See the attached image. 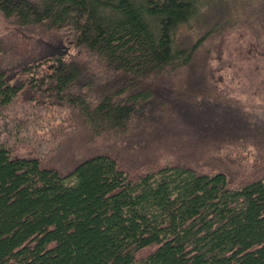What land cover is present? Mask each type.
<instances>
[{
    "label": "trees",
    "instance_id": "obj_1",
    "mask_svg": "<svg viewBox=\"0 0 264 264\" xmlns=\"http://www.w3.org/2000/svg\"><path fill=\"white\" fill-rule=\"evenodd\" d=\"M0 13V264H264V108L210 63L239 25L264 52V0Z\"/></svg>",
    "mask_w": 264,
    "mask_h": 264
},
{
    "label": "rangeland",
    "instance_id": "obj_2",
    "mask_svg": "<svg viewBox=\"0 0 264 264\" xmlns=\"http://www.w3.org/2000/svg\"><path fill=\"white\" fill-rule=\"evenodd\" d=\"M11 27L12 23L0 13V35L8 32ZM256 40V35L249 26L232 27L219 41L221 53L215 50L210 63L217 69L215 76L224 92L247 105L264 108V52L256 46ZM246 110L264 113V109ZM153 145L154 143L150 146V155L155 157L156 153H152ZM143 157L144 155H137L133 159L136 162ZM123 158L127 159L126 156Z\"/></svg>",
    "mask_w": 264,
    "mask_h": 264
}]
</instances>
